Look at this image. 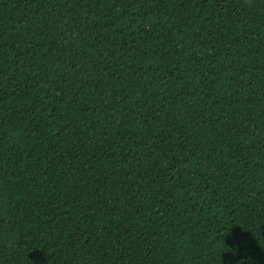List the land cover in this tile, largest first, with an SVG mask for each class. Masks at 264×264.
I'll use <instances>...</instances> for the list:
<instances>
[{
    "label": "trees",
    "instance_id": "16d2710c",
    "mask_svg": "<svg viewBox=\"0 0 264 264\" xmlns=\"http://www.w3.org/2000/svg\"><path fill=\"white\" fill-rule=\"evenodd\" d=\"M0 264H264V0H0Z\"/></svg>",
    "mask_w": 264,
    "mask_h": 264
}]
</instances>
